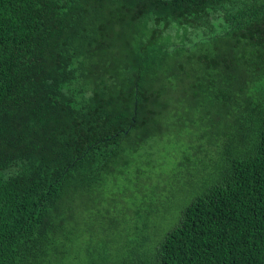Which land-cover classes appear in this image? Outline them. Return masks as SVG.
Listing matches in <instances>:
<instances>
[{
  "label": "trees",
  "instance_id": "16d2710c",
  "mask_svg": "<svg viewBox=\"0 0 264 264\" xmlns=\"http://www.w3.org/2000/svg\"><path fill=\"white\" fill-rule=\"evenodd\" d=\"M191 128L212 176L163 149L192 174L173 224L153 198L129 257L110 232L93 264H264V0H0V264H82L76 211L161 196L140 155Z\"/></svg>",
  "mask_w": 264,
  "mask_h": 264
},
{
  "label": "rangeland",
  "instance_id": "374dc122",
  "mask_svg": "<svg viewBox=\"0 0 264 264\" xmlns=\"http://www.w3.org/2000/svg\"><path fill=\"white\" fill-rule=\"evenodd\" d=\"M204 129L207 130L208 124L205 123L203 125ZM184 129V128H182ZM216 131V128L213 129ZM173 132V129H172ZM169 136H166L161 142L159 141V137L156 138L155 141H153L147 148V151H143L140 155V159L138 160V165H142L146 168L147 171H149L150 166L145 164L148 160L150 153L152 152V148L155 150V159L152 160L155 162L156 169L154 172L157 174L161 171L162 173L166 174L168 178L164 177L166 179L164 182H161V188L162 191H160L161 196H158V189L154 186L147 187L148 192L147 199L143 193H136V187H134L135 184H133L131 181H127V186L131 187L132 193L129 196V199H125L126 201H129L132 203L131 205L134 206L133 209H131V214L126 213L124 209H121L124 206L121 201L117 199H112L110 203H106L105 200L100 202L93 201L90 203L86 208L82 209L80 208L78 211H76L74 218L72 220L74 225V233L71 235L73 240L78 239L82 237L83 244L78 246L81 248H78L77 250L81 249L83 250V253L81 255V261H83L82 264H93L99 259H101L105 254L108 255V250L110 248V244L114 243L109 239L108 233H112V237L114 238L113 241L117 239L119 243H116L117 246L121 249H118L119 252L118 259L127 258L129 257V254L125 250L128 244L129 236L134 237L133 233L137 230H141L142 224L144 222V219L142 218V212L140 210V207L143 206L145 208V211L150 209L151 202L153 198L158 197L159 199H166L168 200V203H166V209L164 210V217L166 218L165 224L162 223L163 227H170L174 222V217L178 215V211L181 208V206L177 203H174L172 199V196H176L183 191V193L189 192L190 190V184L188 182L190 181V178L192 174L186 170H179L178 172V164L176 163L175 159L170 158L169 162L163 161L161 162L159 158V154L163 149L167 150H177L178 152H186L190 155L193 150H195L198 155L193 154L195 156H198L199 158H202L201 163H198V167L201 169L198 172L197 176H194L195 180L194 182L200 184L203 180H208L210 176H212V173L214 171H207V162L206 158L211 154L214 153L215 155H219L220 159L222 156V149L216 147L209 149L211 142L208 140L209 136L211 134H207L204 136L206 139L205 141H200L201 147H205V151L200 152L199 148L197 147V143L195 142V137L198 139V132L191 128L187 130L183 135L182 138H176V137H170L172 133H168ZM167 140H171V143H169ZM214 151V152H213ZM135 159L138 156H134ZM218 157V156H217ZM158 165L160 169H158ZM178 172V173H177ZM194 174V172H192ZM177 175V177H176ZM122 187L125 186L124 184L121 185ZM166 186V187H165ZM174 187V188H173ZM117 188H120V185L117 186ZM121 189V188H120ZM177 197V196H176ZM146 199V202H143L142 200ZM153 201V200H152ZM116 203V204H114ZM136 203V204H135ZM158 209V208H157ZM144 210V209H143ZM156 210V209H155ZM157 211V210H156ZM163 217V218H164ZM130 223V226L128 228L125 227L127 221ZM115 229V230H114ZM141 235V234H139ZM140 238V237H139ZM96 239H98L96 241ZM138 240H141L138 239ZM117 246L115 248H117ZM123 249V250H122ZM75 250V249H74ZM73 250V251H74ZM72 251V252H73ZM116 251V252H117ZM71 252V249L67 253V256L59 255L58 259L59 262L65 264L67 262V259H73L71 255H68ZM73 255V253H72ZM80 256V255H75ZM112 256V255H111ZM117 256L113 257L112 260H115ZM76 261V260H75ZM74 261V263H75ZM76 264H79V260L76 261Z\"/></svg>",
  "mask_w": 264,
  "mask_h": 264
}]
</instances>
